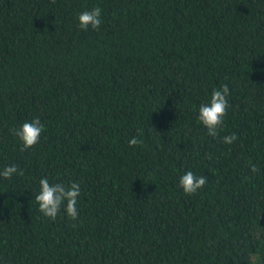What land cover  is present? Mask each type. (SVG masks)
<instances>
[{"label": "trees", "instance_id": "16d2710c", "mask_svg": "<svg viewBox=\"0 0 264 264\" xmlns=\"http://www.w3.org/2000/svg\"><path fill=\"white\" fill-rule=\"evenodd\" d=\"M225 84L212 138L198 112ZM37 118L21 151L13 130ZM8 166L0 264H264V0H0ZM188 171L207 177L191 196ZM45 178L79 183L77 220L39 211Z\"/></svg>", "mask_w": 264, "mask_h": 264}, {"label": "clouds", "instance_id": "9594fccd", "mask_svg": "<svg viewBox=\"0 0 264 264\" xmlns=\"http://www.w3.org/2000/svg\"><path fill=\"white\" fill-rule=\"evenodd\" d=\"M55 0H53V3ZM101 8L94 7L91 11H84L78 17L79 28L82 31L92 30L98 31L101 26ZM229 95L228 85L225 84L220 89H214L208 103L203 104L199 108L198 123L206 130L207 135L216 138L219 135V130L223 124L224 117L227 114L229 107L227 97ZM44 126L39 118L31 122H25L20 128L13 130V135L18 138L22 144L21 151H27L39 143L41 133ZM237 140L236 134L223 137V143L232 144ZM142 141L133 137L129 141V147L138 146ZM250 171L256 173L259 171L256 165H251ZM14 173L22 175V170L18 173L15 166L5 167L0 173L5 179L10 178ZM207 177L197 176L193 172H186L179 179V187L185 195L191 196L206 184ZM79 183H72L65 186L61 183L50 184L48 179L40 180L39 193L35 200L39 206V211L47 218L55 220L61 211V207L66 216L75 221L78 219L77 201L80 196ZM75 226V225H74Z\"/></svg>", "mask_w": 264, "mask_h": 264}]
</instances>
